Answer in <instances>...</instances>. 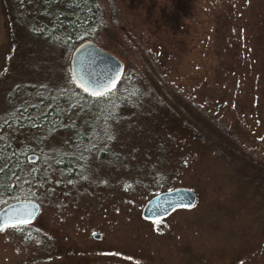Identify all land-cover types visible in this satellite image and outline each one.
Segmentation results:
<instances>
[{"label":"rangeland","instance_id":"obj_1","mask_svg":"<svg viewBox=\"0 0 264 264\" xmlns=\"http://www.w3.org/2000/svg\"><path fill=\"white\" fill-rule=\"evenodd\" d=\"M98 2L105 16L98 46L116 56L123 70H147L159 66L160 43L181 41L179 53L168 47L171 73L167 66L166 73L185 92L182 116L219 124L240 151L264 163V137L249 109L253 101L257 111L264 105V92L254 85L264 87V0ZM176 11L181 25L172 31L168 18ZM6 40L0 10V107L16 83H45L48 89L66 83L71 52L66 58L54 53L43 63L26 55L13 62V53L5 59ZM203 80L214 84L211 95H202ZM22 90L17 94L24 95ZM147 111L140 113L150 128L115 124L114 147L102 161L90 158L71 181L53 173L32 197L21 198L35 200L40 209L25 225L0 229V264H264L262 197L252 193L239 210L245 177L225 165L229 157L222 159L209 143L184 134L169 136L168 125L159 134L151 118L156 114L151 107ZM259 117L264 125V110ZM48 139L56 148L63 137ZM18 142L24 146V140ZM148 148L163 153L167 174L159 181L149 177V168H139L159 156H149ZM138 176L142 180L133 182ZM173 188L194 191L195 204L156 222L141 217L147 200Z\"/></svg>","mask_w":264,"mask_h":264},{"label":"trees","instance_id":"obj_2","mask_svg":"<svg viewBox=\"0 0 264 264\" xmlns=\"http://www.w3.org/2000/svg\"><path fill=\"white\" fill-rule=\"evenodd\" d=\"M0 10L7 38L5 59L8 60L13 53V62H21L24 55L37 63L48 62L54 53L66 58L86 40L97 43L105 27L104 12L98 0H0ZM180 13L176 11L168 18L171 19L170 30L174 31L181 25L177 21ZM182 45L178 39L160 43L156 46L158 67L122 69L118 83L104 94L93 95L81 89L73 80L70 69L66 73V83L60 85L57 82L53 88L48 89L46 86L49 85L45 83L46 86L28 83L26 87L22 83L14 84L0 107V208L11 201L32 197L40 182L52 178L53 173L62 180L71 181L90 158L102 161L114 147L113 134L116 132H113V126L120 123L125 129L150 128L146 123L148 117L143 115L150 107L156 114L151 118L159 134H163L162 129H167L168 125L172 128L166 130L169 136L170 132L184 134L200 144L209 143L212 149L220 152L222 159L229 157L224 161L225 165L244 174L240 192L243 203L239 204V210L247 207L252 193L259 194L264 203V163L240 151L219 124L205 120L194 122L192 118L182 116L181 109L186 108L182 96L185 92L174 81L167 80L166 73V66L171 73L168 54L171 50L179 53ZM45 54L48 58H43ZM2 76L5 78L4 74ZM212 84L201 81L203 96L211 95L215 89ZM254 85L260 87L263 95L264 87L256 82ZM19 86L24 87V95L17 94ZM219 88L216 87V92ZM257 106V101H253L249 109L260 136L264 137L260 131L264 125L262 117H259L264 105L260 111H257ZM202 126L206 130L201 129ZM56 134L63 139L61 146L54 148L48 138ZM16 140H24V146L19 147ZM148 149L149 156H159L157 160L147 159L139 168H149V177L159 181L167 174L163 165L165 160L161 159L163 153L158 149ZM31 151L38 155L34 162L26 159ZM123 155L126 156V150ZM236 158L241 163L233 162ZM140 176L133 182L142 180ZM238 179L240 181L241 178Z\"/></svg>","mask_w":264,"mask_h":264},{"label":"water","instance_id":"obj_3","mask_svg":"<svg viewBox=\"0 0 264 264\" xmlns=\"http://www.w3.org/2000/svg\"><path fill=\"white\" fill-rule=\"evenodd\" d=\"M69 69L75 83L88 93L104 94L119 81L122 72L121 61L111 52L102 49L95 42L86 40L76 46L70 56ZM113 84V87L109 85ZM98 94V95H99ZM29 162L38 159L35 153L26 157ZM197 200L194 191L187 188H173L153 195L141 208L140 215L148 221H156L168 216L178 208H189ZM39 204L35 200L21 199L11 201L0 208V229L32 221L38 214ZM14 213L20 215L15 222H9ZM26 221V222H22ZM99 238L98 233L93 235Z\"/></svg>","mask_w":264,"mask_h":264},{"label":"snow or ice","instance_id":"obj_4","mask_svg":"<svg viewBox=\"0 0 264 264\" xmlns=\"http://www.w3.org/2000/svg\"><path fill=\"white\" fill-rule=\"evenodd\" d=\"M109 86H110V87H113L114 85H113V84H110ZM85 91H88V88H85ZM98 94H99V93H97V92H95V91L93 92V95H98ZM19 215H20L19 213H14L12 219H11L9 222H13V223H14L16 217L19 216ZM22 222H26V221H22Z\"/></svg>","mask_w":264,"mask_h":264}]
</instances>
